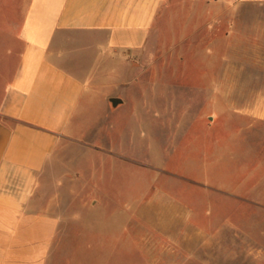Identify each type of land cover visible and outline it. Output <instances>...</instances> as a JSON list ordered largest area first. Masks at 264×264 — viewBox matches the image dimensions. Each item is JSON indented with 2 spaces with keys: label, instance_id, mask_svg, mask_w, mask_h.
Returning <instances> with one entry per match:
<instances>
[{
  "label": "crops",
  "instance_id": "1",
  "mask_svg": "<svg viewBox=\"0 0 264 264\" xmlns=\"http://www.w3.org/2000/svg\"><path fill=\"white\" fill-rule=\"evenodd\" d=\"M173 2L180 4L0 0V264H56V248L69 246L79 249L83 264L88 233L97 230V208L129 201L113 179L91 177L95 160L115 156L99 139L87 140L86 121L123 103L113 106L104 98L126 81L113 67L120 68V56L150 51L156 24ZM247 3L264 0H205L207 40L214 24L227 23L223 56L243 57L239 67H264V16L249 17L253 27L246 32L240 25L248 17L235 11ZM219 8L228 13L213 14ZM206 49L214 54L212 39ZM237 114L249 127L263 128L264 99ZM255 169L254 185L239 199L224 189L200 192L175 177L148 184L133 209L127 205L128 238L141 248L143 264H221L212 247L242 231L227 212L231 199L238 209L245 200L257 201L264 212V168ZM66 197L78 199L77 211L64 206ZM69 228L77 231L73 245ZM235 238L238 247L254 242L248 235ZM126 246L130 254L129 239Z\"/></svg>",
  "mask_w": 264,
  "mask_h": 264
},
{
  "label": "rangeland",
  "instance_id": "2",
  "mask_svg": "<svg viewBox=\"0 0 264 264\" xmlns=\"http://www.w3.org/2000/svg\"><path fill=\"white\" fill-rule=\"evenodd\" d=\"M204 1L177 0L180 4L168 5L156 24L150 51L120 56V68L113 67L126 81L104 98L117 97L123 103L103 107L96 120L86 121L87 140L99 139L100 146L115 156L95 160L91 177L97 175L101 182L113 179L116 190L124 197L128 194L129 201H109L97 208V230L88 233L91 247L84 249L83 264H129V260L143 264L141 248L128 238L127 205L133 209L148 184L157 181L160 186L164 178L175 177L200 192L224 189L239 199L245 197L240 191L250 192L254 185L255 168H264V127H249L237 114L253 107L256 99H264V67H239L243 57L223 56L227 23L214 24L210 38L215 49L208 54L210 25L204 22ZM235 11L248 17L240 27L251 32L249 17L264 16V4L247 3ZM227 13L220 8L213 11ZM87 202L89 207L92 201ZM62 203L74 212L79 208L74 197ZM242 203L238 209L231 199L227 208L242 231H232L212 249L221 264H264V212L256 207L257 201ZM132 226L130 221L131 230ZM67 235L70 244L77 243L76 228H69ZM237 235L244 239L248 235L254 242L238 247ZM78 250L56 248V264H78Z\"/></svg>",
  "mask_w": 264,
  "mask_h": 264
},
{
  "label": "water",
  "instance_id": "3",
  "mask_svg": "<svg viewBox=\"0 0 264 264\" xmlns=\"http://www.w3.org/2000/svg\"><path fill=\"white\" fill-rule=\"evenodd\" d=\"M110 101L112 102L113 106H116L117 104L121 103L122 100L120 98L113 97L110 99Z\"/></svg>",
  "mask_w": 264,
  "mask_h": 264
}]
</instances>
